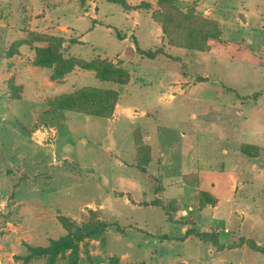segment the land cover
<instances>
[{"label": "rangeland", "instance_id": "374dc122", "mask_svg": "<svg viewBox=\"0 0 264 264\" xmlns=\"http://www.w3.org/2000/svg\"><path fill=\"white\" fill-rule=\"evenodd\" d=\"M127 1L151 7L0 0V264L99 223L110 226L79 245L78 264H264L242 244L264 246V0ZM209 21L221 35L195 38L208 50L188 44ZM46 46L111 64L127 83L78 67L53 80L33 65ZM81 88L117 92L112 115L52 111Z\"/></svg>", "mask_w": 264, "mask_h": 264}, {"label": "trees", "instance_id": "16d2710c", "mask_svg": "<svg viewBox=\"0 0 264 264\" xmlns=\"http://www.w3.org/2000/svg\"><path fill=\"white\" fill-rule=\"evenodd\" d=\"M88 1H100V0H79L80 4L83 6ZM108 3L117 4L121 6L125 11L129 10H149L151 5L147 2H140L138 5H131L127 0H102ZM174 0H157V4L160 6H165L169 3H173ZM172 20L171 17H164L163 25H166ZM95 23V22H93ZM165 29V27H164ZM115 30V34L118 39L123 40L124 37L119 35V31ZM221 35V30L218 28L216 23L207 22L205 28H192L190 32V38L188 37L187 43L192 44L198 48L206 50V47L200 45V41L197 42L196 39L199 37L207 39L213 37L218 38ZM196 38V39H195ZM72 43H76L75 39L71 40ZM208 50V49H207ZM138 53L149 59H155L159 55H163L168 58H172L171 55L166 53L163 49H138ZM33 65L38 67L53 68V73L51 78L53 80L63 79L67 74L72 72L76 67L84 70H93L96 74V77L101 81H114L119 85H125L127 83L126 74L120 69L115 68L111 64L104 63L101 66H97V63L93 62H81L76 61L71 58H64L60 50L54 46H46L36 50V56L33 60ZM200 81H208L207 77H200ZM229 92H234L230 88H225ZM118 93L113 90L98 91L96 89L81 88L70 94L57 97L54 100V106L52 111H71L84 113L85 115L95 116L98 118L106 119L109 118L115 108L116 103L118 102ZM241 153L249 157L258 156V147L251 145H242L240 147ZM149 154L147 152V160ZM141 172H146L145 167L140 168ZM156 189L155 191H157ZM146 205L160 206L162 207L167 214H169V208L167 205L161 204L159 200H154L150 204L145 203ZM110 224L99 223L93 227H81L78 228L73 233H70L62 238L57 240H51L49 245L46 247H34L27 245L28 254L23 257V262L21 264H26L28 261L34 257L46 256L49 258L48 264H51V260L56 258L59 254L69 251V264H78V253L79 245L86 238H93L96 234L102 232L104 229H107ZM117 228H119L117 226ZM188 230L184 237L186 238L191 233ZM242 244H247L248 248L256 253L264 254V246L258 244L253 239L242 240Z\"/></svg>", "mask_w": 264, "mask_h": 264}, {"label": "crops", "instance_id": "0c3cea01", "mask_svg": "<svg viewBox=\"0 0 264 264\" xmlns=\"http://www.w3.org/2000/svg\"><path fill=\"white\" fill-rule=\"evenodd\" d=\"M30 1H31L32 4H35L36 5L37 0H30ZM93 18H95V16ZM97 26L98 25L96 23H94V24L92 23L90 29H88L86 33H88V32L90 33L91 31L95 30L97 28ZM107 28L110 29V26H108ZM80 40L86 42L85 39H84V35L81 36ZM196 85H198V84H196ZM196 85H193V86H196Z\"/></svg>", "mask_w": 264, "mask_h": 264}, {"label": "water", "instance_id": "95a60500", "mask_svg": "<svg viewBox=\"0 0 264 264\" xmlns=\"http://www.w3.org/2000/svg\"><path fill=\"white\" fill-rule=\"evenodd\" d=\"M127 51L130 55H133V51L130 48H128Z\"/></svg>", "mask_w": 264, "mask_h": 264}]
</instances>
